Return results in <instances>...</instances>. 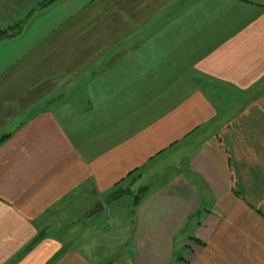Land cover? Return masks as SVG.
<instances>
[{"label":"crops","instance_id":"obj_1","mask_svg":"<svg viewBox=\"0 0 264 264\" xmlns=\"http://www.w3.org/2000/svg\"><path fill=\"white\" fill-rule=\"evenodd\" d=\"M66 19L48 46L68 56L0 94V264H96L71 227L173 156L113 264H171L187 228L177 264H264V0H91Z\"/></svg>","mask_w":264,"mask_h":264},{"label":"rangeland","instance_id":"obj_2","mask_svg":"<svg viewBox=\"0 0 264 264\" xmlns=\"http://www.w3.org/2000/svg\"><path fill=\"white\" fill-rule=\"evenodd\" d=\"M42 1L44 0H0V94H27L35 78H42L48 73L59 57L63 59L68 56L66 50L52 52L48 46L49 41L64 34L63 31L69 23L66 19L69 12L91 0H51L46 8L41 7ZM80 35L84 39L85 34L80 32ZM44 87L43 85L40 89ZM223 102L224 100L222 104ZM218 103L215 101V104ZM13 126L14 123L7 124L6 129ZM180 158L173 156L151 164L149 169L135 175L134 184L126 189L121 188L128 193L121 194L115 200H111V197L105 198L107 209L104 212L94 216L86 224L80 221L79 224L86 225L85 228L79 224L78 228L71 227L70 231L74 236L85 232L86 242L92 237L95 238V241L90 240L87 243L91 246L82 248L87 250V254L91 255L96 264L116 263L130 250L128 240L131 238L135 220L131 205L136 199L139 203L150 192L173 178L177 173V160ZM140 190L144 191L140 193ZM188 232L187 228L177 238L171 264H177L179 242ZM181 252L184 254V251Z\"/></svg>","mask_w":264,"mask_h":264},{"label":"trees","instance_id":"obj_3","mask_svg":"<svg viewBox=\"0 0 264 264\" xmlns=\"http://www.w3.org/2000/svg\"><path fill=\"white\" fill-rule=\"evenodd\" d=\"M47 2H50L51 0H46ZM135 179V178H134ZM133 179V180H134ZM135 181V180H134ZM133 182V181H132ZM144 190H140V193H142ZM126 194L127 193V190L126 191H122L121 188H115V190L109 195V197H111L110 199L111 200H115L117 199L118 197L121 196V194ZM138 203V199H136L134 201V205H136ZM41 240V236L39 235L31 245L28 246V248H31L33 247L37 242H39ZM195 241V240H194Z\"/></svg>","mask_w":264,"mask_h":264}]
</instances>
